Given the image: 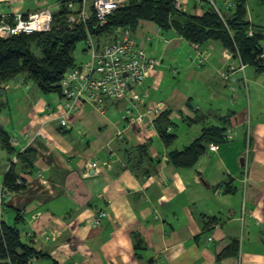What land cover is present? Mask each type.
<instances>
[{"label": "crops", "instance_id": "0c3cea01", "mask_svg": "<svg viewBox=\"0 0 264 264\" xmlns=\"http://www.w3.org/2000/svg\"><path fill=\"white\" fill-rule=\"evenodd\" d=\"M215 1L221 7L224 0ZM61 2L8 0L0 9L24 17L42 9L55 14ZM180 4L191 16H201L208 5ZM253 5L263 8L264 0L246 4L249 23L264 34V26L253 22ZM157 31L153 23L140 22L133 34L147 56L158 60L134 88L140 101L109 102L103 113L84 104L61 126L66 109L59 94H43L24 75L0 89V126L15 140L11 160L0 148L6 158L0 187L18 154L30 150L35 156L28 169L18 166L26 187L8 196L0 222L12 225L17 215L22 218V240L41 253L35 264H264V72L245 65L233 75L234 92L221 74L240 67L239 61L218 42L196 47L173 30ZM99 39L105 42L109 34ZM154 107L170 112L174 126L168 132L175 133V122L192 131L183 147L167 148L149 123L124 117L126 110L139 116ZM205 128L231 131L235 138L203 154L192 168L169 164L168 154L199 139ZM144 144L149 164H140L138 148ZM94 162L98 168L91 170ZM97 210L107 213L99 227L93 223ZM134 234L141 250L134 248ZM234 243L237 251L231 253ZM224 252L230 255L218 259Z\"/></svg>", "mask_w": 264, "mask_h": 264}, {"label": "trees", "instance_id": "16d2710c", "mask_svg": "<svg viewBox=\"0 0 264 264\" xmlns=\"http://www.w3.org/2000/svg\"><path fill=\"white\" fill-rule=\"evenodd\" d=\"M233 2L235 7L227 10L226 14L223 9L220 17L210 4L201 16H191L177 9L175 0H129L126 7L117 10L108 18L101 30H93L92 26L89 28L95 37H99L111 34L115 28H130L134 32L140 22L153 23L162 32L175 31L196 47H202L211 41L218 42L233 59L239 56L243 65L255 67L258 73H263L264 60L260 56L264 34L259 27H253L249 23L247 0ZM250 29L253 31L252 36H248ZM86 35L87 30L83 26L72 29L67 26L66 11L62 5L61 10L53 14L49 32L0 39V89L4 84L24 75L25 79L35 84L43 94H59L58 83L64 74L76 65L73 54L77 44L85 41ZM32 48L37 49L41 56L36 55ZM172 126L174 123L170 120L169 111L161 113L154 121V128L167 148L177 137L175 133L168 132ZM212 143H224L223 130L203 129L200 138L189 146L181 151H171L168 154V162L175 169L192 168ZM0 145L11 160L15 153L10 146V137L1 126ZM138 151L140 164L151 163L147 144L140 146ZM34 158L33 151L30 150L18 154V164L9 165L3 175L2 186L11 193H20L26 186L25 182L18 178L17 168L24 165L28 169ZM151 166L144 174L146 177L150 175ZM20 180L21 184H18ZM21 221L22 218L17 215L15 224L0 222V264H28L31 258L41 256L40 252L22 240L18 229ZM133 239L134 248L141 250L142 241L139 236L134 234ZM236 251L237 243H234L231 253ZM228 255L230 253L224 252L218 259Z\"/></svg>", "mask_w": 264, "mask_h": 264}, {"label": "built area", "instance_id": "2783aa9c", "mask_svg": "<svg viewBox=\"0 0 264 264\" xmlns=\"http://www.w3.org/2000/svg\"><path fill=\"white\" fill-rule=\"evenodd\" d=\"M7 1L0 0V6ZM37 1L43 2L44 0ZM199 1L208 2L220 17L223 9L227 11L235 7L233 0H224L221 7L214 0ZM128 3L129 0H62L61 4L66 11L67 26L70 29L83 26L87 30V35L84 41L86 59L76 63L58 83L59 96L66 109V117L60 121L61 126H66L68 115L84 104H89L98 113H103L109 102L140 101L134 88L143 84L158 60L147 56L145 48L135 41L133 35L135 31L133 32L130 28H115L105 42L100 41V36L95 37L89 28L92 26L93 30H101L108 18L117 10L126 7ZM175 7L181 9L180 0H175ZM52 23L53 14L49 9L36 10L26 17L21 14H4L0 9V39H8L21 34L46 33L51 30ZM159 32L158 29L157 34ZM248 36H252L251 30L248 31ZM149 40L150 37L147 35L143 41L149 42ZM261 50L260 58H264L263 45H261ZM201 62L199 60V64ZM239 66L238 68L232 66L221 74V79L227 85H231L232 91L236 90L237 82L233 78L234 73L243 71L246 67L241 60ZM160 114V108L157 107L147 108L139 116H135L129 109L125 111L124 117L132 124L149 123V128L154 129L155 118ZM227 138L231 139V136ZM218 149L219 145L212 143L208 145L207 152L215 153ZM89 168L97 169L98 162L90 164ZM243 182L246 185V174H244ZM18 184H21V180ZM12 194L14 193L9 192L3 186L0 187V218L5 201ZM106 217L107 213L104 210H97L93 218L94 226L99 227ZM37 260L33 257L28 264H35Z\"/></svg>", "mask_w": 264, "mask_h": 264}, {"label": "rangeland", "instance_id": "374dc122", "mask_svg": "<svg viewBox=\"0 0 264 264\" xmlns=\"http://www.w3.org/2000/svg\"><path fill=\"white\" fill-rule=\"evenodd\" d=\"M215 3H217V2H215ZM252 10L255 11L253 13V15H252L253 16L252 19L254 20L253 22L254 23H257L259 25L264 26V7L263 8H257L256 5H253V7L250 9V11H252ZM258 14H259V17H260L259 19L255 18V17H258V16H256ZM255 27H258V26H255ZM251 32L253 34V31L252 30H251ZM261 44L264 46L263 42ZM84 50H85V42H80L79 44H77L76 49H75L74 54H73V58H74V60H75L76 63L83 62L86 59V55H85ZM32 51L36 55L41 56V53L37 49L32 48ZM236 60L239 61L238 65H240V58H239V56H237ZM249 70H252V68H249ZM241 84L242 85H245L244 83H241ZM228 87H229L230 90L232 89L231 85H228ZM230 97L231 96L228 95V98H230ZM248 107H249V101H247L246 102V105H245V108L248 109ZM175 123L177 124V126H176V128L174 130H175V133H176V136L177 137H176V140H175V142L173 144L176 145V146H179V147H183V145H184L183 143H185L186 136L188 134H190L192 131L187 132L188 129L186 127H184L180 122H175ZM243 124H244L245 144H247V146H248L251 143V134H250V132H251L250 131L251 130V119L248 118L246 121H244ZM248 133H249V136H248ZM229 135L231 136V139H228L227 138V136H229ZM234 138H235V135L231 131H228L224 135V141H232V140H234ZM0 148H1V146H0ZM247 154H248V149H246L244 155L247 156ZM5 164H6L5 153H3L1 151V149H0V180H1V173H2V170L1 169L5 166ZM19 226L21 227V224H19Z\"/></svg>", "mask_w": 264, "mask_h": 264}, {"label": "water", "instance_id": "95a60500", "mask_svg": "<svg viewBox=\"0 0 264 264\" xmlns=\"http://www.w3.org/2000/svg\"><path fill=\"white\" fill-rule=\"evenodd\" d=\"M239 163H240V167L243 168L244 167V163H245V158L244 157L241 158Z\"/></svg>", "mask_w": 264, "mask_h": 264}]
</instances>
